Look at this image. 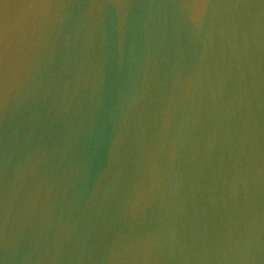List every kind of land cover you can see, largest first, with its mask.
<instances>
[{
	"label": "water",
	"instance_id": "obj_1",
	"mask_svg": "<svg viewBox=\"0 0 264 264\" xmlns=\"http://www.w3.org/2000/svg\"><path fill=\"white\" fill-rule=\"evenodd\" d=\"M0 264H264V0H0Z\"/></svg>",
	"mask_w": 264,
	"mask_h": 264
}]
</instances>
